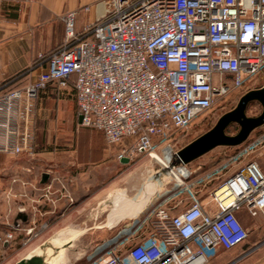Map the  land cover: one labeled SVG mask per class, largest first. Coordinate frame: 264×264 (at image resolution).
<instances>
[{
	"label": "built area",
	"instance_id": "built-area-1",
	"mask_svg": "<svg viewBox=\"0 0 264 264\" xmlns=\"http://www.w3.org/2000/svg\"><path fill=\"white\" fill-rule=\"evenodd\" d=\"M92 5L97 15L81 33L75 30L78 9L60 15L64 40L46 57L39 55L46 65L33 81L22 88L0 86L1 154H35L37 95L49 85L65 91L71 77L79 126L101 132L106 145L117 148V161L129 163L144 154L155 160L166 148L173 155L177 133L218 96L244 89L264 72V0ZM262 151L264 129L211 167L198 168L195 177L187 165L174 166L184 170L178 191L161 198L128 236L105 249L100 264H207L219 250L243 243L248 230L237 214L264 219V160L250 158L258 152L264 159ZM208 187L211 208L195 196V188ZM182 193L187 203L177 209L175 198ZM11 228L0 232V244L13 240L18 223ZM142 229L148 233L140 236Z\"/></svg>",
	"mask_w": 264,
	"mask_h": 264
},
{
	"label": "crops",
	"instance_id": "crops-1",
	"mask_svg": "<svg viewBox=\"0 0 264 264\" xmlns=\"http://www.w3.org/2000/svg\"><path fill=\"white\" fill-rule=\"evenodd\" d=\"M94 1L0 3V86L22 88L33 81L46 65L39 55L46 57L64 40L60 15L74 9L79 10L76 18L83 13L76 30L81 33L97 15ZM85 6H89L88 11L82 9ZM73 81L71 77L63 92L49 85L38 93L33 156L0 153V232L12 230L13 223L19 225L13 231V240L0 244V264H15L41 253L53 254L48 264H90L92 261L100 264L110 240L124 239L135 225L126 235L123 230L116 234L108 232L109 228L113 224L129 225L128 221L150 210L146 203L154 192L151 183L146 190L143 188V197L138 201L114 194L128 179L123 169L128 163L117 161V148H109L101 132L75 128V133L70 134L74 126L64 123L61 134L47 135L49 129L60 124L61 113L74 111L75 127H79ZM43 132H46L44 136ZM198 168L201 167L194 170ZM137 174L135 178L139 181L143 175ZM107 204L114 206L111 214ZM28 229L31 234H26ZM247 230L249 250L235 247L220 252L209 264H264V219L259 217ZM147 233V229H142L139 235ZM51 241L54 242L51 246L44 245ZM80 242L95 243L79 245Z\"/></svg>",
	"mask_w": 264,
	"mask_h": 264
},
{
	"label": "rangeland",
	"instance_id": "rangeland-1",
	"mask_svg": "<svg viewBox=\"0 0 264 264\" xmlns=\"http://www.w3.org/2000/svg\"><path fill=\"white\" fill-rule=\"evenodd\" d=\"M93 8H96V6H94ZM98 8L100 9L101 6ZM83 17H84V14L80 12V15L75 19V30L78 29V25H80L79 21L82 22ZM263 85H264V72L261 75H259V78L256 81H251L247 83L244 89L242 90L229 89L225 95L218 96L215 100V103L210 108V110H208L204 114L197 117L186 130L181 131L175 135L174 140H172L170 144L172 150L177 151L178 149L182 148L183 146H185L187 143H189L193 139L197 138L198 136L202 135L203 133L211 129L220 116L229 112L236 106L239 98L245 92L249 90H253V89H258L262 87ZM260 112H261L260 104H253L252 106L247 107L245 114L248 117H255L259 115ZM58 119H59L58 122H60V124L58 123V126L54 125L53 129L51 128L52 127L51 126L50 127L51 129H49V131L47 132L48 136L54 137L58 134H61V126L64 123H70L71 125L74 126L73 129L69 131L70 134L75 133V128H78V129L84 128L81 126L75 127L76 117H75L74 111L61 113ZM237 131H238V127L234 126L229 129L228 135H234ZM44 134H46V132H43L42 136H44ZM254 135H256V133L251 134L250 139ZM56 147H58V145H56ZM232 152H233L232 149H227L225 147L214 148L213 150L206 153L202 157L187 164V168L188 170H191V171H193L197 167H201L202 169L208 168L212 162L222 160L226 154H230ZM160 156L162 157V151L160 152ZM250 158L257 160L259 161V163L263 164L264 159L258 155V152H254L253 154H251ZM168 160H169V154H166V161ZM168 167L169 168H165L161 163L150 158V156L148 155H145V154L139 155L138 157L134 158L131 162L123 166L125 177L128 175V179L125 180L123 184H121L118 188L115 189L114 194H118V195L121 194V195H124L126 197L133 199L134 201H138L143 197V188L145 187V190H146L147 184L149 185L151 183V185L154 188V192L150 195L149 200L146 203L149 205L148 208H151L154 204L160 201L161 198H163L165 195L171 194L175 190L178 191V188H180L178 187L179 181H176L175 178H173L170 174H168L170 170L173 168L172 166H170V162L168 164ZM116 169L117 171H119L120 167L117 166ZM137 173L140 176L143 175L142 179L139 181H136V178H135V175ZM209 189L210 187H208V189L204 188V190H199V188H195L196 198L198 199L200 203L205 205L206 208L213 207V203L208 195ZM113 198H115V195ZM113 198L112 200H110L111 203L113 201ZM175 202L176 203L180 202L179 207L177 209H180V207H183L184 205H186L187 199H186L185 194L183 193L179 194V196L175 198ZM112 205L113 204H107L108 213L114 207ZM111 213L112 212H110V214ZM238 217L239 219H241V221H243L242 223L243 226L247 227V229L250 230V228L253 227V224H255V220H258V218L261 216L250 217L246 214L245 211H240L238 214ZM141 218H142V215L135 217L134 219H132V221L124 220V222L128 221V223H130L129 225H122V223L113 224L112 227L109 228L108 232H114L116 234L119 231L123 230L124 235H126L131 232L132 227ZM119 241H120L119 237H116V239H114L113 241L110 240L109 242L111 243L110 246H112L113 244ZM53 243L54 242L51 241L49 243H45L44 245L46 247H49ZM83 243L93 244L95 242H80L79 245ZM41 255H44L46 261L50 260L51 257L53 256V254L51 256H45L44 253H41ZM55 258H58V257H55Z\"/></svg>",
	"mask_w": 264,
	"mask_h": 264
},
{
	"label": "water",
	"instance_id": "water-1",
	"mask_svg": "<svg viewBox=\"0 0 264 264\" xmlns=\"http://www.w3.org/2000/svg\"><path fill=\"white\" fill-rule=\"evenodd\" d=\"M257 102L261 106V112L255 117L245 114L250 102ZM81 117L78 116L80 123ZM230 124H237L238 131L234 135H228L226 128ZM264 125V86L245 92L238 100L236 106L229 112L218 118L211 129L193 139L182 148L173 153L170 166L187 165L202 157L217 147H235L247 140L251 132ZM127 163V160L122 161ZM15 264H45L40 256H31L19 260Z\"/></svg>",
	"mask_w": 264,
	"mask_h": 264
},
{
	"label": "trees",
	"instance_id": "trees-1",
	"mask_svg": "<svg viewBox=\"0 0 264 264\" xmlns=\"http://www.w3.org/2000/svg\"><path fill=\"white\" fill-rule=\"evenodd\" d=\"M253 104H259V103L253 101V102L248 103L247 107H248V106H252ZM247 107H246V109H247ZM245 112H246V110H245ZM234 126H235V127H238L237 124H230V125L226 128V133L228 134L229 129L232 128V127H234ZM263 129H264V125L258 127L257 129H255L253 132H251V134L256 133V135H257V134H258L259 132H261ZM251 134L249 135V137L247 138V140L244 141L243 143H241L240 145L235 146V147H225V148H227V149H232V151L237 150L239 147L243 146L246 142H248V141L250 140ZM254 136H255V135H254ZM216 162H218V161H214V162H212V163L209 165V167H211V166H212L213 164H215ZM209 167H208V168H209ZM200 173H201V169H199V170H195V171L193 172V177L197 176V175L200 174ZM247 241H248V238H247L243 243L239 244V245L236 246V247H240V248H242L243 251H247V250H249L251 247H250L249 245H247V243H246ZM227 251H229V250H219V251L217 252V254H215V255H214V256L208 261L207 264H209V263L211 262V260H212L213 258H215L220 252H227Z\"/></svg>",
	"mask_w": 264,
	"mask_h": 264
},
{
	"label": "bare ground",
	"instance_id": "bare-ground-1",
	"mask_svg": "<svg viewBox=\"0 0 264 264\" xmlns=\"http://www.w3.org/2000/svg\"><path fill=\"white\" fill-rule=\"evenodd\" d=\"M166 154H169V160L168 161H166ZM152 157L155 158V160H157V162H160L165 168H169L168 164L172 158V154L169 151V149L166 148L163 150V156L162 157L159 155H156V154L153 155ZM168 174H170L173 178H175L177 181H179V175L184 174V170L182 168L177 169V170L171 169V171ZM228 201H230V198L227 199V202ZM39 256H41L44 259L45 264H48L44 255L39 254Z\"/></svg>",
	"mask_w": 264,
	"mask_h": 264
}]
</instances>
